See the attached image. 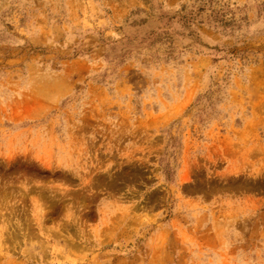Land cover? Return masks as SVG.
<instances>
[{"label": "rangeland", "instance_id": "374dc122", "mask_svg": "<svg viewBox=\"0 0 264 264\" xmlns=\"http://www.w3.org/2000/svg\"><path fill=\"white\" fill-rule=\"evenodd\" d=\"M0 264H264V0H0Z\"/></svg>", "mask_w": 264, "mask_h": 264}]
</instances>
